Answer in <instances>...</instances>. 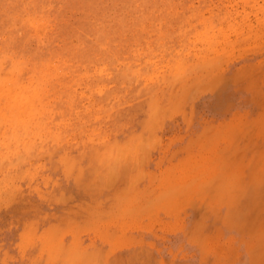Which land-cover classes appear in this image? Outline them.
Returning a JSON list of instances; mask_svg holds the SVG:
<instances>
[{"label": "rangeland", "instance_id": "1", "mask_svg": "<svg viewBox=\"0 0 264 264\" xmlns=\"http://www.w3.org/2000/svg\"><path fill=\"white\" fill-rule=\"evenodd\" d=\"M261 254L264 0H0V264Z\"/></svg>", "mask_w": 264, "mask_h": 264}, {"label": "bare ground", "instance_id": "2", "mask_svg": "<svg viewBox=\"0 0 264 264\" xmlns=\"http://www.w3.org/2000/svg\"><path fill=\"white\" fill-rule=\"evenodd\" d=\"M172 56V55H171ZM182 63V62H181ZM132 65V64H131ZM130 67V66H129ZM155 72V71H154ZM152 74V73H151ZM134 79V78H133ZM155 80V79H154ZM99 131V130H98ZM143 138V137H142ZM117 144V143H116ZM115 150V149H114ZM135 150V149H134ZM117 151H120L121 152V150H120V148H117L116 150H115V152L114 153H116ZM130 154V153H129ZM116 155H118V154H116ZM132 163V162H131ZM69 166V165H68ZM103 166V165H102ZM129 166V165H128ZM99 170V169H98ZM128 174V173H127Z\"/></svg>", "mask_w": 264, "mask_h": 264}, {"label": "crops", "instance_id": "3", "mask_svg": "<svg viewBox=\"0 0 264 264\" xmlns=\"http://www.w3.org/2000/svg\"><path fill=\"white\" fill-rule=\"evenodd\" d=\"M255 261V260H254ZM253 261V262H254ZM261 263L264 264V254H261Z\"/></svg>", "mask_w": 264, "mask_h": 264}]
</instances>
